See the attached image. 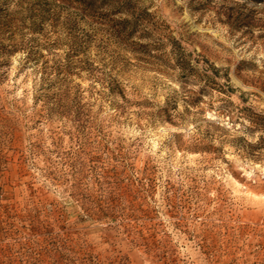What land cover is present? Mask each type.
<instances>
[{
  "label": "rangeland",
  "instance_id": "374dc122",
  "mask_svg": "<svg viewBox=\"0 0 264 264\" xmlns=\"http://www.w3.org/2000/svg\"><path fill=\"white\" fill-rule=\"evenodd\" d=\"M0 264H264V0H0Z\"/></svg>",
  "mask_w": 264,
  "mask_h": 264
}]
</instances>
